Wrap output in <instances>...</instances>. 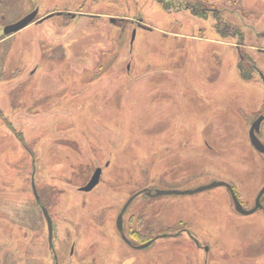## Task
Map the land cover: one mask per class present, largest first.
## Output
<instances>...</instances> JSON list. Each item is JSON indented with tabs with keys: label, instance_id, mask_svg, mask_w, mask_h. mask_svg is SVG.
I'll return each instance as SVG.
<instances>
[{
	"label": "rangeland",
	"instance_id": "rangeland-1",
	"mask_svg": "<svg viewBox=\"0 0 264 264\" xmlns=\"http://www.w3.org/2000/svg\"><path fill=\"white\" fill-rule=\"evenodd\" d=\"M156 1L1 4V27L47 18L0 34V264H264V198L240 215L224 187L138 195L123 235H168L147 248L116 228L142 190L220 181L250 210L264 185L248 137L264 112V0H202L206 17ZM215 19L236 33L223 38ZM239 54L258 69L249 80ZM97 168L99 184L80 192Z\"/></svg>",
	"mask_w": 264,
	"mask_h": 264
},
{
	"label": "water",
	"instance_id": "water-1",
	"mask_svg": "<svg viewBox=\"0 0 264 264\" xmlns=\"http://www.w3.org/2000/svg\"><path fill=\"white\" fill-rule=\"evenodd\" d=\"M37 15V11H33L32 13L28 14L27 16H25L24 18H22L21 20H19L18 22L5 27L4 29V35H10L12 33H17L19 31H21L22 29H24L26 26H28L32 21H34L35 17ZM134 35L135 33L133 32L132 34V39H134ZM264 121V113H262L260 116H258L255 121L251 124L249 132H248V137H249V141H250V145L253 147V149L258 152L259 154L264 156V145L263 143L259 140V138L257 137V134L259 132V128L262 124V122ZM101 172L102 170L100 168H97L94 173L92 174L90 180L88 181V183L81 187L79 190L81 192H90L92 191L98 184H99V180L101 177ZM31 187H32V193L33 196L36 200V202L39 201V198L37 196V192L34 186V183L32 181L31 183ZM215 187H224L228 192L229 195L231 197V200L233 202V206H234V210L235 212H237L240 215H251L253 213H255L257 210L262 209L261 206V199L264 196V185L261 187V189L258 191L255 201H254V207L250 210H245L243 208V206L241 205L240 201L238 200V198L236 197L234 190L232 189V187L225 183V182H220V181H215L212 182L209 185L203 186V187H198L196 189H192V190H157L154 193L151 192H147L146 195L149 197H155V196H159V195H166V196H186V195H193L199 192H203L206 190H210L213 189ZM138 194L133 195L132 197H130L126 203L124 204V206L122 207L120 213L118 214L117 218H116V228L118 230V232L121 235L122 240L127 244L130 245V242L125 238V236L122 233L123 230V215L126 212V210L128 209L129 205L131 204V202L133 201V199L137 196ZM41 212L42 215L45 219L46 222V226H47V234H48V244L51 247L52 246V221L51 218L47 212V210L44 207H41ZM168 235H161L158 237H155L154 239L150 240L149 242L137 246L135 248L138 249H143V248H147L148 246H150L156 239L158 238H165ZM207 251V249H206Z\"/></svg>",
	"mask_w": 264,
	"mask_h": 264
},
{
	"label": "trees",
	"instance_id": "trees-1",
	"mask_svg": "<svg viewBox=\"0 0 264 264\" xmlns=\"http://www.w3.org/2000/svg\"><path fill=\"white\" fill-rule=\"evenodd\" d=\"M157 1L159 2L161 0H157ZM166 1H168V0H164V2H166ZM193 1L195 3H193ZM178 4L183 5L184 8L189 10V12L192 15H196L197 17H199V16L200 17H206L207 16L206 14L210 11V9H207L206 3L203 2L202 0H180ZM169 7L174 8V3L171 2V4H169ZM214 15H215L214 18L218 17L217 13ZM217 20L218 19H215V22ZM215 30L217 32H219L223 38L231 37L232 35H234L236 33V31L231 26H229L225 22L223 23L221 21H217V23H215ZM239 39L242 40V37H239ZM239 44H240V42H239ZM239 56L241 58V59L239 58V63H238V69H239L240 75L244 80H249L253 76L254 72H256V71L258 72V69H256L255 63H253L252 60L245 58V56H241L240 54H239ZM134 235H135V238L138 240L137 241L138 244H143V243L150 240V239H148L149 236H145V235L141 234L140 230L139 231L132 230L128 236V237H130L131 242L132 241L136 242V240L133 238Z\"/></svg>",
	"mask_w": 264,
	"mask_h": 264
},
{
	"label": "flooded vegetation",
	"instance_id": "flooded-vegetation-1",
	"mask_svg": "<svg viewBox=\"0 0 264 264\" xmlns=\"http://www.w3.org/2000/svg\"><path fill=\"white\" fill-rule=\"evenodd\" d=\"M3 1L4 0H0V10H2V6H1V4L3 3ZM179 1L180 0H175L174 1V10H176V11H188L189 12V10H187V9H185L184 8V6L183 5H180V4H178L179 3ZM4 7H6V5H4ZM79 9H80V11H78V16H79V18L82 16V15H85L84 13H81V11L83 10V8L82 7H79ZM35 11H37V15H38V10H35ZM210 12V11H209ZM1 13V12H0ZM190 13V12H189ZM2 14V13H1ZM0 14V34H2L3 36H4V29H5V27H7V26H10V25H12V24H4L2 27H1V22H4L5 21V16L4 15H1ZM3 14H6V13H3ZM191 14V13H190ZM208 14V13H207ZM206 14V15H207ZM28 15V14H27ZM37 15H36V17H37ZM88 15V14H87ZM192 15V14H191ZM89 16H91V14L89 15ZM93 16V15H92ZM95 16V15H94ZM192 16H196V15H192ZM199 16V15H198ZM200 17V16H199ZM3 20V21H2ZM14 24V23H13ZM15 34H10V35H8V36H4V38H8V37H13ZM1 41V40H0ZM181 232H185V231H181ZM52 235H53V231H52ZM47 242H48V234H47ZM48 246H49V244H48ZM49 249H53V244H52V246L50 247L49 246Z\"/></svg>",
	"mask_w": 264,
	"mask_h": 264
}]
</instances>
